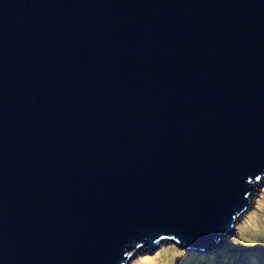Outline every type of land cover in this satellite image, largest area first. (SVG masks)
<instances>
[{"label": "water", "instance_id": "obj_1", "mask_svg": "<svg viewBox=\"0 0 264 264\" xmlns=\"http://www.w3.org/2000/svg\"><path fill=\"white\" fill-rule=\"evenodd\" d=\"M263 176L264 0H0V264L213 251Z\"/></svg>", "mask_w": 264, "mask_h": 264}, {"label": "rangeland", "instance_id": "obj_2", "mask_svg": "<svg viewBox=\"0 0 264 264\" xmlns=\"http://www.w3.org/2000/svg\"><path fill=\"white\" fill-rule=\"evenodd\" d=\"M260 179L249 194L247 209L215 250L188 249L164 239L140 249L128 264H264V176Z\"/></svg>", "mask_w": 264, "mask_h": 264}, {"label": "bare ground", "instance_id": "obj_3", "mask_svg": "<svg viewBox=\"0 0 264 264\" xmlns=\"http://www.w3.org/2000/svg\"><path fill=\"white\" fill-rule=\"evenodd\" d=\"M260 181H262V179H259V180L257 181V183L260 182ZM228 233H229V232L224 233V234H221V237H222V238H223V237H226V236L228 235ZM222 238H221V239H222ZM221 241H222V240H221ZM219 242H220V241H219ZM219 242H218V244H219ZM141 263L149 264V262H143V261H141Z\"/></svg>", "mask_w": 264, "mask_h": 264}]
</instances>
